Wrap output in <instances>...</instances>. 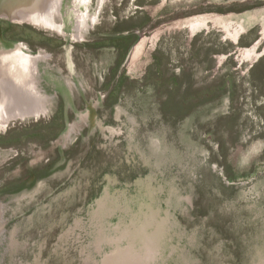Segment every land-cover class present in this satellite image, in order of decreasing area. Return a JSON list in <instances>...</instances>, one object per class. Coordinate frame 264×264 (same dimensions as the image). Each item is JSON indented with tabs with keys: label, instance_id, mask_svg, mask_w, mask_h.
<instances>
[{
	"label": "rangeland",
	"instance_id": "rangeland-1",
	"mask_svg": "<svg viewBox=\"0 0 264 264\" xmlns=\"http://www.w3.org/2000/svg\"><path fill=\"white\" fill-rule=\"evenodd\" d=\"M73 1L0 0L44 106L0 126V264H264V0H88L80 38Z\"/></svg>",
	"mask_w": 264,
	"mask_h": 264
},
{
	"label": "bare ground",
	"instance_id": "bare-ground-1",
	"mask_svg": "<svg viewBox=\"0 0 264 264\" xmlns=\"http://www.w3.org/2000/svg\"><path fill=\"white\" fill-rule=\"evenodd\" d=\"M87 2L88 0L73 1L79 38L85 35L81 36V30L89 21V14H83L80 11V7L83 4H87ZM14 3L16 7L9 13L10 18L28 19L60 34L64 33L63 26L56 23L54 18V14L59 12L61 0H15ZM8 9L11 8L8 7ZM5 15L7 16L8 13ZM39 57L25 54L21 49L0 52V126L4 127L8 122L19 117L25 118L40 115L44 111L41 97L38 95L35 87L36 62ZM153 212L151 210L150 213H144L145 221L143 224L135 228V230H129L130 234L137 233V235L143 236V239L146 240V244L148 245H152L156 241H161L162 236V233L158 231L159 229H156L151 234L152 227L149 224L148 217L153 216ZM148 237L152 243H150V240L148 241ZM129 238H125L128 241V246L126 248L118 246L117 251L113 254L116 253L117 255L121 250H126L123 251L125 253L123 257L128 260L131 256L130 250L133 249L131 244L136 245L134 242H130ZM133 247L135 249V246ZM154 258L152 255H147L145 260L149 264ZM145 260L139 259L138 261L142 264ZM125 263L127 264V262ZM108 264L111 263L109 262Z\"/></svg>",
	"mask_w": 264,
	"mask_h": 264
},
{
	"label": "water",
	"instance_id": "water-1",
	"mask_svg": "<svg viewBox=\"0 0 264 264\" xmlns=\"http://www.w3.org/2000/svg\"><path fill=\"white\" fill-rule=\"evenodd\" d=\"M17 119H22V117H19V118H17ZM17 119H15V120H17ZM12 121H14V120H12ZM12 121H11V122H12Z\"/></svg>",
	"mask_w": 264,
	"mask_h": 264
}]
</instances>
